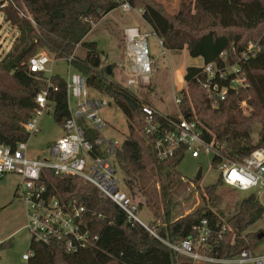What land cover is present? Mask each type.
Here are the masks:
<instances>
[{
    "label": "trees",
    "instance_id": "trees-1",
    "mask_svg": "<svg viewBox=\"0 0 264 264\" xmlns=\"http://www.w3.org/2000/svg\"><path fill=\"white\" fill-rule=\"evenodd\" d=\"M3 0L1 4H4ZM24 5L28 15L22 17L12 4L2 11L6 20L19 30L8 54L0 61V144L15 148L28 141L30 133L25 123L36 108V95L47 87L45 77L29 70V61L40 50L56 60L73 57L70 65L86 75L90 87L110 96L128 117L129 133L116 156L126 190L146 205L154 219L149 224L158 236L139 223L128 220L126 213L105 197L97 187L78 176L58 175L45 171L42 182L49 193L66 203L77 202L86 207L83 228L90 231L92 246L68 253L58 244H38L31 241L34 254L27 264H196L174 252L164 241L178 242L197 235V227L207 219L216 232L211 253L218 257L235 256L245 249L255 250L264 241L259 231L250 229L264 216V206L255 194L245 196L237 210L225 218L224 212L213 210L214 198L221 177L216 183L199 187L206 205L188 214L174 217L172 197L185 186L178 170L185 157L182 150L162 160L154 150V139L145 132V117L141 101L125 87L115 82L107 68L95 65L92 58L99 54L96 41H87L94 25L107 14L128 1L134 8L142 6L143 17L163 39L168 49L188 48L192 57H202L204 63L216 62L221 67L238 62L251 42H260L262 50L243 65L248 85L230 89L225 100L213 102L202 85V67L189 66L181 94L183 115L195 119L204 130L205 138L214 142L226 157L241 159L254 149L264 147V0H195L181 4L180 12H170L162 0H10ZM150 11L159 15L164 31L157 29ZM87 49L85 58L76 54L81 46ZM226 56L223 57L222 53ZM59 86L51 91L56 103L55 120L62 124L69 117L67 85L59 74L52 78ZM132 97L136 106L127 101ZM246 100L253 107L245 116L240 106ZM260 124L257 142H253L251 124ZM220 160L213 157L217 167ZM176 194V193H175ZM140 195V196H138ZM18 196L16 191L15 197ZM227 229L219 239L218 232ZM7 244H0V251Z\"/></svg>",
    "mask_w": 264,
    "mask_h": 264
},
{
    "label": "built area",
    "instance_id": "built-area-1",
    "mask_svg": "<svg viewBox=\"0 0 264 264\" xmlns=\"http://www.w3.org/2000/svg\"><path fill=\"white\" fill-rule=\"evenodd\" d=\"M7 1H5V4ZM5 4H2L3 6ZM120 7L124 11L136 10L128 1ZM139 13L143 15L144 9ZM29 19H32L28 14ZM125 32L124 59L118 63L124 71L125 88L136 97L140 90L151 84L158 72L157 60L152 58L147 37L150 32H141L138 26H128ZM159 44L165 48L159 37ZM262 50L260 42H251L242 52L238 62L221 67L216 62L203 63L202 85L217 107L219 100H225L230 89H240L248 85V77L243 65ZM164 53L166 51L164 50ZM225 57V52L222 53ZM73 57L69 58L68 63ZM56 64L47 51L40 50L29 61L31 72L42 74L47 87L36 95V108L25 123L26 130L32 134L40 130L41 118L45 113L55 114L56 103L50 98L51 91L59 86L52 80L56 73ZM67 99L69 117L63 123V135L51 142L45 157H31L28 141L19 142L15 148L0 144V177L16 174L21 177L17 186L27 207L26 228L33 242L38 244H58L68 253H76L94 244L90 231L83 228L86 207L77 202L66 203L49 189L42 179L46 170L58 175L78 176L93 184L108 199L117 204L132 223H139L151 234L159 237L150 222H145L138 214L142 209L139 201L125 187L123 175L117 165L116 156L124 140L106 133L107 123L101 111L108 107L112 98L89 86L86 75L74 69H68ZM104 94V95H103ZM73 99V103L70 101ZM177 104L180 97H175ZM145 117V132L154 139V150L158 158L165 160L177 150L198 158L205 153L218 156L217 168L223 184L236 191L255 194L264 189V147L254 149L241 159L226 157L215 143L209 142L204 130L195 119L164 114L158 108L146 102L140 103ZM235 177V178H233ZM256 195V194H255ZM224 224L218 232L219 239L226 231ZM215 228L207 219L197 227V235L182 241H164L174 252L185 256L196 264H264V250L245 249L235 256L218 257L211 253L214 246ZM33 250L23 254L28 261Z\"/></svg>",
    "mask_w": 264,
    "mask_h": 264
},
{
    "label": "rangeland",
    "instance_id": "rangeland-1",
    "mask_svg": "<svg viewBox=\"0 0 264 264\" xmlns=\"http://www.w3.org/2000/svg\"><path fill=\"white\" fill-rule=\"evenodd\" d=\"M0 0V61L8 54L12 48L15 39L19 35V30L11 22L6 20L3 8L9 4L19 12L22 17L28 15L24 5L17 6L16 3L8 0L3 6ZM162 1V0H160ZM167 9L178 14L180 6L194 3L195 0H164ZM142 6L135 7L136 10L124 11L121 7L116 8L107 14L101 21L96 23L92 31L87 35V41H96L99 47V54L93 56L94 64L98 61L100 68L112 67V79L125 87L126 77L124 71L119 68L118 63L122 58H116L109 55L115 45L125 42L124 25L138 26L141 32H150L147 41L150 47L152 58L157 60L158 72L153 76L149 86L140 90L139 100L153 105L160 109L164 114L179 116L183 113L181 104H177L175 97H180L182 87L185 86V79L182 76L186 67L192 65H201V61L193 58L189 54L188 48L182 50H172L163 48L159 44V37L152 27H145V17L139 13ZM157 29L164 31L165 27L159 15L150 11ZM142 27V28H141ZM144 28V29H143ZM164 50L166 53H164ZM76 54L85 58L87 49L81 45ZM54 57L52 54H50ZM56 60V59H55ZM123 61V60H122ZM74 71V68L65 59L56 60L54 70L65 80L68 79V69ZM104 95V94H103ZM106 95V94H105ZM111 98V97H110ZM73 103V99L70 101ZM240 106L245 116H250L253 107L246 100L241 101ZM101 115L106 120L109 136L124 140L128 135V117L116 102L112 100L111 104L101 111ZM260 124L252 121L251 131L253 142H257L260 130ZM64 133L62 124L55 120L54 114L45 113L41 118L40 130L33 132L28 139V151L31 157L47 156V149L51 141L59 139ZM214 155L203 152L198 158H193L190 154H185L181 160L178 170L183 176L185 186L175 192L172 197L174 205V217L188 214L197 208L206 205L205 200L199 194V187L204 188L207 185L216 183L220 177V171L212 164ZM202 169V177L197 179L199 170ZM21 177L16 174H7L0 177V244L5 242L7 245L0 251V264H27L23 259V254L29 252L31 244V235L26 228L27 207L25 200L21 196H16L18 184ZM18 193V192H17ZM264 206V189L254 192ZM248 193L234 190L228 185L220 183L218 185L217 195L212 203L213 210L224 212L225 218L229 217L237 210V205L241 199ZM140 196V195H138ZM138 198V197H137ZM14 202L13 205L9 204ZM8 208H2L5 205ZM138 212L139 216L145 222H151L154 219L152 211L144 204ZM254 231H264V216L257 223L250 227ZM257 251L264 250V241L256 247Z\"/></svg>",
    "mask_w": 264,
    "mask_h": 264
},
{
    "label": "crops",
    "instance_id": "crops-1",
    "mask_svg": "<svg viewBox=\"0 0 264 264\" xmlns=\"http://www.w3.org/2000/svg\"><path fill=\"white\" fill-rule=\"evenodd\" d=\"M145 27H151L152 28V26L145 20ZM128 26H131V25H124V30H125V28L126 27H128ZM142 28V27H141ZM144 29V28H143ZM124 50H125V42H123L122 44H120V45H115V48H113V49H111V52H108V54L111 56V55H113V56H115L116 58H122V60L124 59ZM193 58H196L197 60H200L201 61V63L203 64L204 63V60H203V58L202 57H193ZM121 60V61H122ZM120 61V62H121ZM202 64L201 65H192V66H202ZM189 67V66H188ZM186 69H187V67H186ZM186 69H185V71H184V73L182 74V76L184 77L185 76V74H186ZM186 82H185V86L184 87H182V90L183 89H185L186 88ZM160 110V109H159ZM161 111V110H160ZM162 112V111H161ZM55 141V140H54ZM51 142H53V141H51ZM13 203L14 202H10L9 204H11V205H13ZM5 205V206H3L2 208H8V207H10V205Z\"/></svg>",
    "mask_w": 264,
    "mask_h": 264
},
{
    "label": "water",
    "instance_id": "water-1",
    "mask_svg": "<svg viewBox=\"0 0 264 264\" xmlns=\"http://www.w3.org/2000/svg\"><path fill=\"white\" fill-rule=\"evenodd\" d=\"M95 65H99V62L97 61ZM108 74H112V67L108 66L107 67ZM127 101L131 104L132 107H135L137 102L132 98V97H127ZM202 177V169L199 170L197 179H200ZM259 239L264 237V231H261L258 233Z\"/></svg>",
    "mask_w": 264,
    "mask_h": 264
},
{
    "label": "snow or ice",
    "instance_id": "snow-or-ice-1",
    "mask_svg": "<svg viewBox=\"0 0 264 264\" xmlns=\"http://www.w3.org/2000/svg\"><path fill=\"white\" fill-rule=\"evenodd\" d=\"M233 178H235V177H233Z\"/></svg>",
    "mask_w": 264,
    "mask_h": 264
}]
</instances>
